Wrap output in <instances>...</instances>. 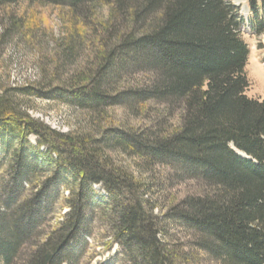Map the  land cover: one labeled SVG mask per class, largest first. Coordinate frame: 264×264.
<instances>
[{"label":"trees","instance_id":"obj_1","mask_svg":"<svg viewBox=\"0 0 264 264\" xmlns=\"http://www.w3.org/2000/svg\"><path fill=\"white\" fill-rule=\"evenodd\" d=\"M39 5L68 10L62 61L75 59L87 32L100 60L58 85L12 92L97 114L123 107L143 116L149 102L162 109L136 131L64 134L3 90L0 264H19L24 250L22 264H81L94 219L105 222L125 264H185L161 237L147 186L116 164V151L205 185L167 214L194 233L196 247L221 264H264V101L246 95L249 49L238 11L227 0H0L17 30L40 27ZM101 5L104 16L77 17L88 20L83 9ZM246 24L264 34V0L250 2ZM131 69L151 78L119 87ZM64 192L68 212L47 231Z\"/></svg>","mask_w":264,"mask_h":264},{"label":"rangeland","instance_id":"obj_2","mask_svg":"<svg viewBox=\"0 0 264 264\" xmlns=\"http://www.w3.org/2000/svg\"><path fill=\"white\" fill-rule=\"evenodd\" d=\"M227 1L238 11V17L243 21L241 38L249 49L245 68L249 81L246 95L249 98L264 101V34L255 35L249 28V24H246L250 2L259 0ZM34 7L41 20L40 27L27 29L26 26L20 30L11 27L6 14L9 9L0 10V93L3 90L11 91L10 94L21 111L52 130L64 134L89 133L99 136L106 129L136 131L154 119L162 109L154 102L147 104L143 116H137L134 110L123 107L107 108L97 114L79 110L56 100H45L12 92V89L27 86L58 85L67 81L72 72L84 68L90 71L100 60L99 55H96L100 50L94 46L92 34L87 32L75 59L68 62L62 61L63 49L60 45L65 27L63 21L70 18L68 10L49 5ZM13 9L17 8L13 7ZM83 13L88 20L82 14H78L77 17L80 20L83 18L84 21H90L104 16L107 8L102 5L96 9L87 7L83 9ZM96 49L99 51L97 50L94 55ZM149 78H151L149 73L131 69L122 72L116 82L119 83V87L128 88L145 84ZM29 141L35 144L36 138L31 136ZM111 155L117 165L127 168L147 186L145 198L149 199L154 207L153 215L162 221L165 230L161 237L169 249L183 257L185 264H221L196 247L197 237L194 233L167 218L170 209L185 198L203 195L206 191L204 184L195 180L178 179L176 172L169 167L161 165L150 167L146 161L130 158L119 151ZM67 197L68 192H64L59 197L55 213L47 225V231L55 230L58 223L64 220L68 212L64 203ZM104 223L98 219L90 221L92 235L87 238L89 248L81 264H125L121 258L120 246L113 242ZM27 253L26 250L23 251L20 258L22 261H19V264L26 259Z\"/></svg>","mask_w":264,"mask_h":264}]
</instances>
